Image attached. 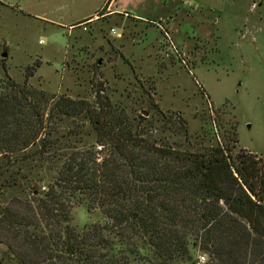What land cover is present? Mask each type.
Segmentation results:
<instances>
[{
	"label": "trees",
	"instance_id": "obj_1",
	"mask_svg": "<svg viewBox=\"0 0 264 264\" xmlns=\"http://www.w3.org/2000/svg\"><path fill=\"white\" fill-rule=\"evenodd\" d=\"M4 71L0 264H264V156L235 153L236 123L202 114L192 134L101 86L48 96ZM80 206L102 221L73 226Z\"/></svg>",
	"mask_w": 264,
	"mask_h": 264
},
{
	"label": "rangeland",
	"instance_id": "obj_2",
	"mask_svg": "<svg viewBox=\"0 0 264 264\" xmlns=\"http://www.w3.org/2000/svg\"><path fill=\"white\" fill-rule=\"evenodd\" d=\"M107 2L0 0V77L89 101L101 86L145 118L149 104L182 114L192 134L207 114L236 123L235 153L264 156V0ZM93 221L72 214L79 230Z\"/></svg>",
	"mask_w": 264,
	"mask_h": 264
},
{
	"label": "crops",
	"instance_id": "obj_3",
	"mask_svg": "<svg viewBox=\"0 0 264 264\" xmlns=\"http://www.w3.org/2000/svg\"><path fill=\"white\" fill-rule=\"evenodd\" d=\"M114 11H116V10H114ZM116 12H117V11H116ZM93 15H94V14H92V15H87V16L81 18V20H77L76 22L72 23L70 26H71V27L78 26V25H76L77 23H79V22H81V21H83V20L89 19V18L93 17ZM132 15H133V14H132ZM133 16H134V15H133ZM134 17H136V18H138V19H141V20H144V19H142V18L139 17V16H134ZM70 26H69V27H70Z\"/></svg>",
	"mask_w": 264,
	"mask_h": 264
},
{
	"label": "built area",
	"instance_id": "obj_4",
	"mask_svg": "<svg viewBox=\"0 0 264 264\" xmlns=\"http://www.w3.org/2000/svg\"><path fill=\"white\" fill-rule=\"evenodd\" d=\"M85 24H86V22L83 23V24H80L79 26H83V25H85ZM206 261H207L206 256H204V255H200V256L198 257V262H199V264H204Z\"/></svg>",
	"mask_w": 264,
	"mask_h": 264
}]
</instances>
